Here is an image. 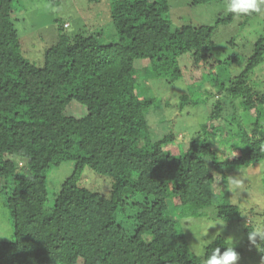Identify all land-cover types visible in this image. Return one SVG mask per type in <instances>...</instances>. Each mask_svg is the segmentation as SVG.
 <instances>
[{
	"label": "trees",
	"instance_id": "trees-1",
	"mask_svg": "<svg viewBox=\"0 0 264 264\" xmlns=\"http://www.w3.org/2000/svg\"><path fill=\"white\" fill-rule=\"evenodd\" d=\"M109 1L111 39L101 30L69 33L64 21L35 60L31 51L41 38L20 34L17 26L28 0H0V180L11 182L4 203L13 222L12 239L0 241V264H203L227 241L214 236L199 256L178 221L206 211L215 221L239 219L235 180L248 183L249 168L264 162V92L248 82L264 60V26L250 52L218 60L211 37L235 15L173 26L168 0ZM139 60L149 63L151 85L136 74ZM220 62H236L238 71L222 80L207 73L201 88L195 77L180 95L182 106L223 92L210 103L201 133L185 146L173 145L171 129L153 140L147 116L154 120L160 103L149 91L154 84ZM235 102L241 115L230 110ZM222 136L233 141L232 154L220 159ZM67 160L72 171L53 183L48 174ZM85 167L111 180L108 193L80 184ZM263 173L257 181L264 194ZM257 230L244 224L246 234ZM235 248L240 255L252 248L248 264H262L264 251L256 245Z\"/></svg>",
	"mask_w": 264,
	"mask_h": 264
},
{
	"label": "rangeland",
	"instance_id": "rangeland-1",
	"mask_svg": "<svg viewBox=\"0 0 264 264\" xmlns=\"http://www.w3.org/2000/svg\"><path fill=\"white\" fill-rule=\"evenodd\" d=\"M168 1L170 6L169 20L173 26H179L183 23L209 25L213 24L218 16L226 14L224 11L226 2L224 0H213L198 5H191L189 0ZM27 6V11L20 15L22 19L17 23V26L20 34H29L31 39H34L33 37L41 38L39 39L41 42H37V45H39L38 49L35 48V50L31 51V55L35 60L39 58L42 47L50 45L53 41L57 32V26L64 21L68 24L65 30L69 33L74 30L91 31L94 29L103 31L106 39H111L113 30L109 16V0H98L94 3L88 0H62L58 6L49 5L47 0H28ZM263 26L264 10L258 14L254 13L245 21L243 18L236 16L227 24L217 25L211 37L213 42L212 52L218 60H224L233 52L238 53V55L250 52L254 41L262 33ZM182 62V65H186ZM226 62H229V60H226ZM235 63L225 64L224 62H220V64L218 63L212 67L206 65L204 69L196 71L190 69L188 73L191 77L179 78L171 83H167L164 79H161V83L158 85L154 84L156 87L153 86L149 91L152 95L157 96L160 103L152 111L155 121L150 113L147 116L148 122L152 127V139L157 140L162 138L171 129L176 136L173 145L185 146L190 138L198 132L201 133L202 124H204L206 115L209 113L210 108L208 109V107L210 103L215 100V97L224 96L223 92H217L213 98H209L207 95L199 96L198 101L194 96L193 101L195 103L192 102L182 106L180 95L189 92L193 88L192 82L195 77L199 78L200 76V84L196 83V85L197 88H201L203 85L204 87L206 86V82L209 83V81H206L208 79L207 73L211 78H215L216 73H218L217 76L220 77L218 79L222 80L233 68L237 72L238 66ZM134 68L136 74L143 79L144 86L151 85L152 82L146 77L151 72L148 61H136ZM248 82L254 89L264 92V60L248 74ZM166 101L169 103L168 106H165L163 103ZM73 109L74 107H70L67 113H70ZM230 110L238 111L239 115L243 111L242 107L236 102L233 107L230 106ZM229 114L226 117H230ZM223 129L225 131V128ZM222 137L220 140L216 139L218 146L217 154L220 159L227 158L232 154L231 142L233 141L225 139L224 136ZM164 149H166L165 146ZM72 169L73 162L67 160L62 162L56 169H53L48 174V177H53V183L61 182L70 174ZM248 171L252 174L248 178V183L246 178L235 180V184L237 185L235 186L234 193L236 192L238 198H240L238 205L241 216L239 219L230 222L215 221L210 218V212L206 211L207 215L204 214L201 217L178 221V225L186 233L189 247L194 253H202L203 246L216 235L223 236L227 243L229 237H232L236 242L235 246L243 247V244L249 241L248 234L244 231V224L257 226L258 230L264 231V194L260 182L257 181L260 179L259 175L261 172H264V162L259 165L257 171L255 167H250ZM91 175L95 178H91ZM109 181L111 182L109 178L96 175L92 170L85 167L82 171L80 184L100 193H108ZM246 185L248 188H245ZM10 190L11 182L1 179L0 241H10L13 237V222L10 210L4 203V197L6 198L10 194ZM213 223L216 224L207 228L209 224ZM218 230H220V234L217 233ZM205 232H207V236ZM250 249L252 250V248ZM250 249H244L245 251L240 255V260L237 264H248L249 259L252 257V254L249 253V251L251 252ZM251 264H254V262Z\"/></svg>",
	"mask_w": 264,
	"mask_h": 264
},
{
	"label": "clouds",
	"instance_id": "clouds-1",
	"mask_svg": "<svg viewBox=\"0 0 264 264\" xmlns=\"http://www.w3.org/2000/svg\"><path fill=\"white\" fill-rule=\"evenodd\" d=\"M262 10H264V0H226L224 6L226 14H233L235 16L258 14ZM63 25L64 27L68 26L67 23ZM216 223L209 224L207 228ZM217 233L220 234V230H218ZM205 235L207 236V232H205ZM248 240L261 251H264V231L257 230L255 232H249ZM209 242L211 243V241ZM235 243L234 239L229 237L225 250L221 252L220 247L214 248L210 255L205 256L203 264H237L240 260V254L236 251ZM197 255L203 254L197 252ZM262 264H264V260H262Z\"/></svg>",
	"mask_w": 264,
	"mask_h": 264
}]
</instances>
